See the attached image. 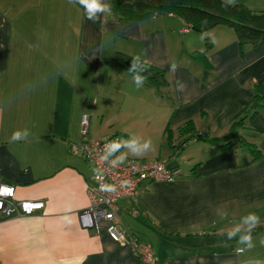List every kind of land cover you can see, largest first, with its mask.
<instances>
[{
    "label": "crops",
    "instance_id": "1",
    "mask_svg": "<svg viewBox=\"0 0 264 264\" xmlns=\"http://www.w3.org/2000/svg\"><path fill=\"white\" fill-rule=\"evenodd\" d=\"M119 52L163 70L167 85L146 80L137 89ZM259 86L264 44L242 49L225 25L202 34L176 14L141 21L109 14L94 23L67 0H0V178L17 200L44 203L0 219V264H139L106 222L82 225L91 166L74 146L84 115L95 139L152 140L154 150L124 160H160L176 172L119 202L126 229L160 264L264 262V110L241 129L262 153L256 160L240 144L222 149L193 136H226ZM188 124L197 133L184 130ZM25 127L32 135L9 143ZM249 213L260 218L251 249L239 234L228 238Z\"/></svg>",
    "mask_w": 264,
    "mask_h": 264
},
{
    "label": "built area",
    "instance_id": "2",
    "mask_svg": "<svg viewBox=\"0 0 264 264\" xmlns=\"http://www.w3.org/2000/svg\"><path fill=\"white\" fill-rule=\"evenodd\" d=\"M89 131L90 117L84 115L82 140L74 146L75 152L91 166V176L87 183L90 205L81 214L82 225L94 228L97 223L106 222L110 237L119 245L129 247L139 264H160L155 249L126 229L119 212V202L135 198L140 186L145 182L174 180L176 172L160 160L127 159L113 165L114 157L108 160L102 158L104 145L120 137L114 135L98 140L90 136ZM15 195L14 186L0 178V219L32 214L44 206L41 201L17 200Z\"/></svg>",
    "mask_w": 264,
    "mask_h": 264
},
{
    "label": "trees",
    "instance_id": "3",
    "mask_svg": "<svg viewBox=\"0 0 264 264\" xmlns=\"http://www.w3.org/2000/svg\"><path fill=\"white\" fill-rule=\"evenodd\" d=\"M111 5L110 16L126 21H141L162 14H176L184 19L191 29L206 34L217 26L225 25L232 28L239 40L241 48L245 45L258 46L264 44V11H254L243 4L222 6V0H108ZM210 43L208 41L207 49ZM128 54L119 52L116 59L126 69L130 66L131 58ZM207 64V61L205 59ZM147 81L153 85H167L165 72L150 65L144 73ZM264 110V88L255 91L253 104L244 110L234 121L230 132L223 137H210L208 134H193L201 140L219 143L222 149L240 144L249 149L253 160L262 156L261 151L249 143L241 134L249 121ZM184 130L194 131L193 124H188ZM190 138V137H189ZM189 138L184 141H188Z\"/></svg>",
    "mask_w": 264,
    "mask_h": 264
},
{
    "label": "clouds",
    "instance_id": "4",
    "mask_svg": "<svg viewBox=\"0 0 264 264\" xmlns=\"http://www.w3.org/2000/svg\"><path fill=\"white\" fill-rule=\"evenodd\" d=\"M69 4L78 5L83 9L85 17L92 21L97 22L101 17L109 15L111 13V5L106 0H67ZM235 0H222V6H233ZM150 63L147 60H143L139 55L131 58L130 66L127 69L128 74L131 76L132 82L137 89L143 87L147 80V76L144 75L148 71ZM177 65L173 62L170 66L171 71H175ZM29 89L33 86L29 85ZM183 87V85H181ZM32 135L29 128L14 130L9 137V143H16L27 140ZM121 149H127V152H121ZM154 150L153 142L149 139H142L138 136H129L127 139L119 138L117 140L109 141L104 145L103 159L108 160L111 157L112 164L116 165L122 163L127 154L130 153L134 156H142L143 154ZM117 153H120L117 155ZM260 223V218L255 213H249L242 217L241 223L236 225L232 230L228 232V238L232 239L239 234L238 243L245 245L247 249L253 248L252 231ZM261 246H264V238L259 241ZM238 251H244L239 249ZM256 264H264V262H256Z\"/></svg>",
    "mask_w": 264,
    "mask_h": 264
},
{
    "label": "rangeland",
    "instance_id": "5",
    "mask_svg": "<svg viewBox=\"0 0 264 264\" xmlns=\"http://www.w3.org/2000/svg\"><path fill=\"white\" fill-rule=\"evenodd\" d=\"M235 4H243L250 9L257 7L260 9L258 11H264V0H235Z\"/></svg>",
    "mask_w": 264,
    "mask_h": 264
},
{
    "label": "snow or ice",
    "instance_id": "6",
    "mask_svg": "<svg viewBox=\"0 0 264 264\" xmlns=\"http://www.w3.org/2000/svg\"><path fill=\"white\" fill-rule=\"evenodd\" d=\"M5 191H8V192H10L11 190H5Z\"/></svg>",
    "mask_w": 264,
    "mask_h": 264
}]
</instances>
